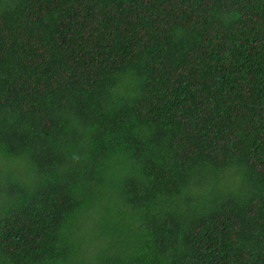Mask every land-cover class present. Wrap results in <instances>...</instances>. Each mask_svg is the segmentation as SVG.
<instances>
[{
	"label": "trees",
	"instance_id": "obj_1",
	"mask_svg": "<svg viewBox=\"0 0 264 264\" xmlns=\"http://www.w3.org/2000/svg\"><path fill=\"white\" fill-rule=\"evenodd\" d=\"M0 264H264V0H0Z\"/></svg>",
	"mask_w": 264,
	"mask_h": 264
}]
</instances>
